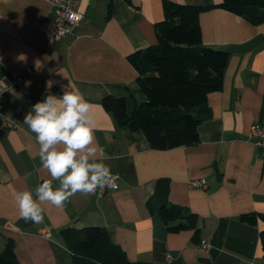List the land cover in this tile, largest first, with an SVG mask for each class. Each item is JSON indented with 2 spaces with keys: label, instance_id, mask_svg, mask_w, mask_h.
Masks as SVG:
<instances>
[{
  "label": "crops",
  "instance_id": "0c3cea01",
  "mask_svg": "<svg viewBox=\"0 0 264 264\" xmlns=\"http://www.w3.org/2000/svg\"><path fill=\"white\" fill-rule=\"evenodd\" d=\"M197 5L221 0H172ZM163 0H78L83 17L71 32L50 41L52 5L46 0H0V79L34 68L33 83L3 98L2 112L13 127L0 126V251L7 240L19 264H72L60 228L99 226L130 261L149 264H264L259 231L242 213H264V161L248 137L253 123L264 126V22L252 24L219 7L199 14L202 43L228 52L220 90L207 96L209 116L198 125L199 141L168 149L150 147L141 130L118 123L105 95L123 97L126 111L145 100L127 56L157 42ZM26 54L27 61L16 57ZM43 62L41 71L34 61ZM52 81L49 88L47 82ZM69 85L91 104L97 155L116 174V188L75 194L63 208L45 204L43 222L19 217L13 193L34 191L50 179L42 167L35 134L23 120L47 95ZM110 136L111 142L105 137ZM169 179V199L198 216L192 230L172 233L146 200L156 180ZM203 179L205 188L190 187ZM54 187L59 186L53 181ZM48 231V236L41 233ZM202 242H208L206 248Z\"/></svg>",
  "mask_w": 264,
  "mask_h": 264
},
{
  "label": "trees",
  "instance_id": "16d2710c",
  "mask_svg": "<svg viewBox=\"0 0 264 264\" xmlns=\"http://www.w3.org/2000/svg\"><path fill=\"white\" fill-rule=\"evenodd\" d=\"M162 6L164 16L156 25L157 42L127 56L145 100L128 114L123 97L105 95L101 99L119 124L141 130L154 149L197 143L198 125L210 112L207 96L222 87L228 52L202 43L199 14L219 7L252 24L264 22V0H221L212 5L163 0ZM168 195L169 179L158 178L146 200L150 213L162 220L167 231L192 230V240L199 241L198 216L170 201ZM239 219L255 225L257 219L264 222V213H242ZM59 231L72 253V264H149L130 261L103 227L67 225ZM259 241L264 256V227L259 231ZM0 264H19L11 240L0 251Z\"/></svg>",
  "mask_w": 264,
  "mask_h": 264
},
{
  "label": "clouds",
  "instance_id": "9594fccd",
  "mask_svg": "<svg viewBox=\"0 0 264 264\" xmlns=\"http://www.w3.org/2000/svg\"><path fill=\"white\" fill-rule=\"evenodd\" d=\"M16 59L27 61L24 53ZM34 64L36 71L43 69L40 59ZM52 83L47 82L49 88ZM90 110L91 104L84 95L69 85L61 96L47 95L25 115L23 122L35 134L41 165L50 176L34 191L13 193L19 217L25 222L42 223L45 204L63 208L77 193L92 195L98 188L115 187L110 168L97 155L103 149L96 143ZM105 139L111 142L110 136ZM53 181H58L59 186L54 187Z\"/></svg>",
  "mask_w": 264,
  "mask_h": 264
},
{
  "label": "built area",
  "instance_id": "2783aa9c",
  "mask_svg": "<svg viewBox=\"0 0 264 264\" xmlns=\"http://www.w3.org/2000/svg\"><path fill=\"white\" fill-rule=\"evenodd\" d=\"M53 7L54 13V27L50 36V41H56L62 38L65 34L72 31L73 27L78 24L82 19L83 14L76 8L78 0H46ZM34 68H26L21 73H12L9 76L0 79V126L1 127H13L14 124L4 116L2 112L3 98L8 92L19 91L22 88L29 86L33 83ZM248 137L254 140V143L261 150V157L264 161V126L257 123H253L249 127ZM113 176L117 177L116 174ZM115 187H105L103 189L98 188L96 191L99 193L105 192L108 188H116V182L114 180ZM190 187L205 188L207 183L203 179H190L188 181ZM41 233L48 236V231L44 228ZM208 242H202L201 247L206 248Z\"/></svg>",
  "mask_w": 264,
  "mask_h": 264
}]
</instances>
